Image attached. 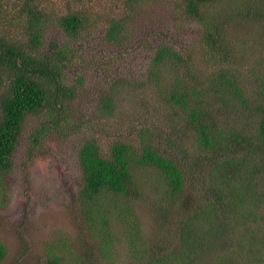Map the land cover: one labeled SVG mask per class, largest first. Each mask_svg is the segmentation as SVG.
<instances>
[{"label":"trees","instance_id":"obj_1","mask_svg":"<svg viewBox=\"0 0 264 264\" xmlns=\"http://www.w3.org/2000/svg\"><path fill=\"white\" fill-rule=\"evenodd\" d=\"M118 1L126 13L117 14L113 8L105 15V38L114 45L126 43L133 35L136 11L156 2L115 0L113 7L120 6ZM236 1L173 0L184 20L203 26L200 43L197 39L191 43L200 55L193 52L194 46L187 45L183 51L173 44H160L146 78L132 82L139 89L158 92L159 99L184 111L187 124L183 133L189 132L175 136L169 144L175 146L182 137L185 142L195 138L190 145L176 147L198 153L188 158L185 148L181 159L164 153L154 140L158 131L146 126L142 149L121 141L111 145L106 156L94 138H87L80 148L84 174L80 203L84 216L94 222L109 227L111 218L130 216L122 208L141 195L142 177L148 190L156 193V240L148 264H264V73L253 88L256 95L248 96L243 85L256 74L254 68L241 70L248 59L243 49L236 52L234 31L227 30L264 29V0L238 2L233 8ZM3 2L0 0V6ZM99 17L87 10L62 14L48 8L45 1L24 0L17 15L24 26L23 38L6 39L0 34V197L28 118L45 116L39 131L31 134L34 148L69 121V102L77 90L68 83L66 69L74 51L69 44L46 51V31L57 25L67 36L77 38L93 28ZM255 43L262 64L264 39ZM118 91L114 85L106 94L108 114L115 113ZM222 112H228L230 119L220 127L218 115ZM232 113L237 119H232ZM6 255L0 240V264ZM46 264L62 262L54 255Z\"/></svg>","mask_w":264,"mask_h":264},{"label":"rangeland","instance_id":"obj_2","mask_svg":"<svg viewBox=\"0 0 264 264\" xmlns=\"http://www.w3.org/2000/svg\"><path fill=\"white\" fill-rule=\"evenodd\" d=\"M43 1L48 8L62 14L87 10L101 17L93 28L77 38L67 36L57 25H51L45 33L46 51L67 44L73 49L66 74L68 83L76 85L77 92L69 102L68 123L51 131L35 148L31 146V134L39 131L45 116L31 115L26 122L20 145L12 157V172L5 179L7 187L0 197V240L7 248L2 264H46L54 255L62 264H148L156 240L153 235L156 233L153 218H158L156 193L148 190L142 177L141 195L133 202H125V209L122 208L130 216L111 218L109 227L94 222V218L84 216L80 203L84 174L79 152L87 138L96 139L106 156H109L111 145L121 141H129L142 149V135L147 138L148 134L142 131L146 126L158 131L159 136L154 140L164 153L180 159L185 158V148L188 158L198 153L188 147H176L180 143L190 145L191 137L187 142L182 137L175 146L169 144L175 136L189 132L183 133L187 124L184 111L159 99L158 92L139 89L132 82L146 78L155 49L160 44H173L183 51L187 45L194 46L193 52L200 55L199 48L191 43L196 39L200 43L203 26L195 20H184L171 3L173 0H155L152 7L146 6L145 13L136 11L131 23L133 35L129 40L114 45L105 38V15L113 8L117 14L126 13L121 1L116 8L113 7L115 0ZM247 1L237 0L233 8L238 2ZM23 3L24 0H4L0 6V34L6 39L24 36L22 20L18 22L17 18ZM248 8L250 6L245 9ZM233 13L239 15V12ZM227 30L234 31L236 52L243 49L248 59L241 70L254 68L257 78L251 76L253 79L243 85L246 94L254 96L253 88L264 73V68L260 70L264 63L259 64L262 53L255 42L264 39L261 36L264 29L254 30L255 33L249 28L244 32H235L234 28ZM244 45H247L245 49ZM202 67L204 69L205 65ZM114 85L119 88L116 109L115 113L108 114L104 101ZM224 113L218 115L220 127L230 119V114ZM232 116L233 120L237 119L236 113ZM118 210L121 212V207Z\"/></svg>","mask_w":264,"mask_h":264}]
</instances>
